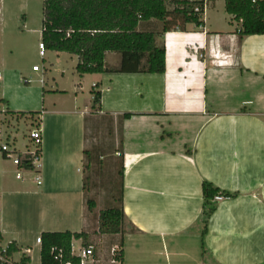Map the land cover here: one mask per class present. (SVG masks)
Masks as SVG:
<instances>
[{
	"label": "crops",
	"instance_id": "0c3cea01",
	"mask_svg": "<svg viewBox=\"0 0 264 264\" xmlns=\"http://www.w3.org/2000/svg\"><path fill=\"white\" fill-rule=\"evenodd\" d=\"M218 3L211 2L202 28L158 37L166 48L165 74L115 72L121 56L108 53L105 73L79 75V59L70 55L72 85L55 83L49 97L72 96L71 104L36 112L43 138L36 194L65 206V216L88 219L85 151L97 159L93 150L104 148L93 134L109 132L102 145L111 147L112 164L121 154L123 209L134 230L125 233L121 264H264V35L241 39V24L233 20L229 30L220 29L210 20ZM0 100L10 111V102ZM48 120L55 129L44 125ZM10 165L0 169V185L16 175ZM204 182L236 196L217 204L206 235ZM0 233L1 248L16 243L21 249L15 261L26 256L29 247L23 250L18 240L4 247L6 231Z\"/></svg>",
	"mask_w": 264,
	"mask_h": 264
},
{
	"label": "trees",
	"instance_id": "16d2710c",
	"mask_svg": "<svg viewBox=\"0 0 264 264\" xmlns=\"http://www.w3.org/2000/svg\"><path fill=\"white\" fill-rule=\"evenodd\" d=\"M216 1V0H210ZM255 1V3H254ZM198 3L195 0H44L42 43L46 51L66 53L79 59V75L102 74L108 53L121 56V66L115 72L124 74L163 75L166 72V48L158 45V37L168 32H187L188 26H204V16L195 13ZM225 10L233 21L241 24L238 34L241 39L264 35V0H225ZM150 26L144 29L145 24ZM153 26V27H152ZM94 108L101 103V94L95 93ZM4 104L0 100V105ZM13 116H29L38 121L41 113H13ZM131 114H126L129 118ZM39 118V119H38ZM42 154V150H41ZM88 163L92 154L85 151ZM89 165L85 170H89ZM27 167V170H32ZM119 189L116 195L109 196V206L100 213L99 231L101 236H120V252L117 259H124V236L127 217L123 209V168L119 170ZM87 176L84 180L86 196L89 189ZM225 199L235 195L221 192L208 182L203 183V217L206 235L209 218L217 209L215 198ZM87 209L96 207L93 199L86 198ZM81 241L82 246H92V236L87 232H44L41 235V264H80V259L72 256V243ZM2 235L0 233V245ZM1 249V246H0ZM53 249L63 251L62 262L56 260ZM21 252L16 243L8 246V255ZM31 259L24 256L18 264H30Z\"/></svg>",
	"mask_w": 264,
	"mask_h": 264
},
{
	"label": "rangeland",
	"instance_id": "374dc122",
	"mask_svg": "<svg viewBox=\"0 0 264 264\" xmlns=\"http://www.w3.org/2000/svg\"><path fill=\"white\" fill-rule=\"evenodd\" d=\"M43 2L44 0H0V74L3 76L0 97L10 102L9 109L13 113L40 112L50 105L62 107L72 102V96L49 97V91L57 87L55 83L60 87H71L73 79L69 54L46 51L45 58L39 55ZM217 7L219 13H210L211 22L219 24L220 29L229 30L232 18L225 11V0H219ZM209 8L212 10V6ZM234 25L237 26L236 22ZM35 66L40 69L39 73H33ZM24 77L28 79L25 80ZM41 79L45 84L40 83ZM30 81L33 82L28 84ZM6 108L7 106H0V110H7ZM0 120L6 133L17 136L18 146L23 152L26 151L24 146L27 144L30 150H35L34 142H29V132L38 128L39 120L33 122L29 116L19 117L3 112L0 113ZM45 124L48 128L55 129L53 120H48ZM93 136L95 145L104 149L93 150L97 159L95 156L90 158L94 163H90L87 171L90 178L87 198L96 202L95 209L92 212L88 210V219L85 221L77 213L65 216L61 211L65 210V206L62 209V204L57 201L44 200V197L41 199L36 194V185L33 183L38 172L24 170L20 181L16 180L15 174L10 173L0 185V193H3L0 198V227L6 231L2 243L4 247L12 240H18L23 250L30 248L31 264H40V242L37 237L43 232L83 231L92 236L95 264H111V250L119 248L121 237L98 234L99 216L109 206V196L118 193V172L123 168H120L123 160L121 154H117L115 158L118 164H112L111 147L102 145L103 140L109 136L107 130L97 131ZM10 164L12 163L4 162L0 157L1 170L10 171L13 166ZM125 229L126 233L134 232L128 222ZM74 244L76 248L80 246L75 242ZM21 256L22 253L16 254V259L19 260Z\"/></svg>",
	"mask_w": 264,
	"mask_h": 264
},
{
	"label": "built area",
	"instance_id": "2783aa9c",
	"mask_svg": "<svg viewBox=\"0 0 264 264\" xmlns=\"http://www.w3.org/2000/svg\"><path fill=\"white\" fill-rule=\"evenodd\" d=\"M198 5L195 7V13H198L202 16H205L206 11L208 7L211 4L210 0H195ZM255 3V1H254ZM39 50H40V57H45L46 54V49L44 47V44L41 43L39 45ZM38 67L35 66L33 68L34 71H38ZM0 79H1V74H0ZM31 82V81H30ZM28 82V83H30ZM7 113V110L2 109L0 110V113ZM42 131L40 128L33 129L29 132V142H34L35 145V150H30V146L27 144L24 146L26 149L25 152L21 150V148L18 146V139L17 136H13L9 133H6V131L3 130L2 128V121L0 120V155L11 161L16 170V177L17 179H22L23 178V171L27 170V167H32L34 172L38 171L39 168V161L41 158V150H42ZM36 182L40 185V178L37 176L36 177ZM225 200V198L222 195H218L215 198L216 202H222ZM38 241L41 244V236L38 239ZM53 254H56V260L62 262L63 260V251L62 250H57L53 249L52 250ZM118 252H120V249L118 247H114L111 250V264H121L122 261L117 259ZM30 248L25 251V255L27 257H30ZM71 254L74 257H77L80 259V264H95V249L93 246H89L87 248L83 246H79L76 248V245L74 242L72 243V250ZM20 262V261H19ZM19 262L15 261L13 256L8 255V247L7 248H1L0 249V264H18ZM66 264H71V263H66Z\"/></svg>",
	"mask_w": 264,
	"mask_h": 264
}]
</instances>
